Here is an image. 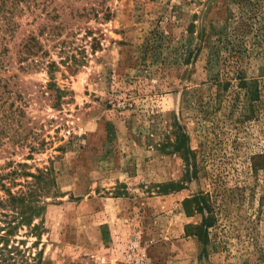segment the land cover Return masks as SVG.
Wrapping results in <instances>:
<instances>
[{"label": "rangeland", "instance_id": "374dc122", "mask_svg": "<svg viewBox=\"0 0 264 264\" xmlns=\"http://www.w3.org/2000/svg\"><path fill=\"white\" fill-rule=\"evenodd\" d=\"M49 1L66 29L41 36L43 62L9 52L0 69L45 141L30 155L5 139L0 173L52 166L59 192L36 203L46 232L25 247L44 264H264V0H36L16 43ZM175 119L193 166L174 151ZM194 195L210 210L188 213ZM208 216L204 250L196 226Z\"/></svg>", "mask_w": 264, "mask_h": 264}, {"label": "trees", "instance_id": "16d2710c", "mask_svg": "<svg viewBox=\"0 0 264 264\" xmlns=\"http://www.w3.org/2000/svg\"><path fill=\"white\" fill-rule=\"evenodd\" d=\"M51 3L49 1L47 5L44 2L43 7H41L43 10L41 12H44L46 17L42 15L34 17L33 20H41L37 26V31L30 29L23 35L21 41L16 43V33L21 28L24 13L29 11L34 14L37 9L36 5L40 7L41 3H37L36 0H0V69L3 67V56L5 55L6 58L9 52H14L8 54L9 58L15 54L19 61H30V64L35 66H39L43 62L38 57H42L40 54H47V50L41 41V36L47 35V39L51 40L66 29V23H56L60 16L53 13L56 8L53 7L50 10ZM85 12L86 16L91 14L98 17L100 15V11L96 7L86 9ZM104 15L105 18H108L110 13L105 12ZM91 45L93 49L100 46V40L97 36L92 37ZM67 58L62 62L67 65L71 72L75 71V67L82 62L77 54L72 53ZM47 66L51 78H56L55 74L59 70L57 62L49 61ZM48 87L55 92V98L58 101L65 96L66 90L61 89L54 80L48 83ZM22 99V94L9 89L8 83L0 84V148L5 144V139H14L20 146H28L31 155L43 149L45 141L35 142L39 133L34 130V127L31 128L26 125L27 114ZM172 130L176 136L173 145L174 151L184 156L189 167L195 165L191 158L192 150L189 147L187 130L176 119ZM61 149H63L62 146L57 147V150ZM18 165L21 168L11 171L10 176L0 173V190L4 192V194H0V264H44L42 249L33 253L31 246H25L26 238L34 236L36 240L32 244L37 245L46 232L43 218L44 206H37L36 203L45 196H59L54 168L45 166L37 168L33 172L28 169L30 167L26 163H18ZM18 174L25 177V183H17L16 178L18 177L14 176ZM18 184L21 189L14 191L13 186ZM185 209L188 213H192L194 210L204 212L210 210V205L203 195H194L186 199ZM36 219L39 220L35 221ZM211 224L212 217L208 216L196 226V235L204 246V250L209 241L208 228ZM22 230L24 233L20 235Z\"/></svg>", "mask_w": 264, "mask_h": 264}]
</instances>
